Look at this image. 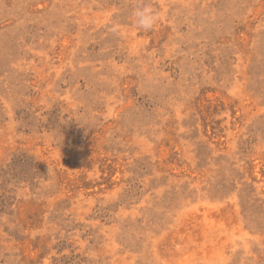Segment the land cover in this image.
Returning <instances> with one entry per match:
<instances>
[{"label": "rangeland", "instance_id": "374dc122", "mask_svg": "<svg viewBox=\"0 0 264 264\" xmlns=\"http://www.w3.org/2000/svg\"><path fill=\"white\" fill-rule=\"evenodd\" d=\"M0 0V264H264V0Z\"/></svg>", "mask_w": 264, "mask_h": 264}, {"label": "clouds", "instance_id": "9594fccd", "mask_svg": "<svg viewBox=\"0 0 264 264\" xmlns=\"http://www.w3.org/2000/svg\"><path fill=\"white\" fill-rule=\"evenodd\" d=\"M131 18L137 30L147 32L155 29L160 15L148 0H137L136 6L132 9Z\"/></svg>", "mask_w": 264, "mask_h": 264}]
</instances>
